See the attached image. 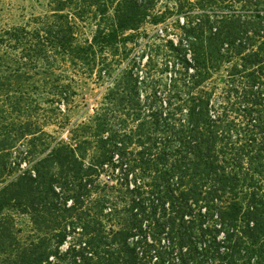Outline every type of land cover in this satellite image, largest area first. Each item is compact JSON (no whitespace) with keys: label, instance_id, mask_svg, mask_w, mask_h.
<instances>
[{"label":"trees","instance_id":"1","mask_svg":"<svg viewBox=\"0 0 264 264\" xmlns=\"http://www.w3.org/2000/svg\"><path fill=\"white\" fill-rule=\"evenodd\" d=\"M86 1L54 0L33 29L0 31V264H149L153 252V264H264V0H190L183 49L166 41L185 74L169 87L185 91L176 90L169 113L148 115L141 76L125 60L132 32L164 24L166 13L155 11L156 0ZM69 9L102 16L91 41H77ZM99 54L122 66L107 89L113 108L92 118L90 141L45 142L43 120L70 99L61 82L78 68L90 72ZM107 67L112 75L114 64ZM223 67L226 83L216 87ZM87 144L96 150L88 164ZM107 167L126 173L129 205L110 203L108 214L124 221L107 231L82 225L88 241L62 254L77 229L70 218L97 194ZM90 200L103 214L106 196ZM11 212L30 218L27 237Z\"/></svg>","mask_w":264,"mask_h":264},{"label":"rangeland","instance_id":"2","mask_svg":"<svg viewBox=\"0 0 264 264\" xmlns=\"http://www.w3.org/2000/svg\"><path fill=\"white\" fill-rule=\"evenodd\" d=\"M92 1L87 0L86 3H91ZM189 1L181 0V3H179V0H156L155 11L159 14L166 13L167 22L157 26L148 24L143 26L139 32H132L133 40L128 43L129 53L125 64L129 63V67L134 66V72L141 76L140 82L143 83L139 85L140 100L143 103L142 106H144L146 115L154 111L153 109L155 108L165 110L168 107L169 100L174 97L176 90L181 93L185 91L183 83H179V88L175 89V91L169 87L174 75H177L179 79H183L185 74L178 63L177 53L171 50L166 41H173L175 45L181 47L180 45L185 38L180 30V25L184 23V15L192 11ZM192 1L196 2L199 0ZM81 3L84 2L82 1ZM181 5L183 8H181ZM80 6L83 7L82 5ZM55 7L56 2L54 0H0V31L17 26H28L33 29L36 27L35 22L37 19L50 15ZM169 8L173 9L174 12L172 14L168 13ZM69 11H72L76 16V37L80 44L91 41L97 27L101 24L104 25L102 16L95 14L93 9L90 12L80 14H78L80 12L79 9H76V11L69 9ZM100 55H98L99 61L96 66L93 63L90 64V72L87 67H82L77 69L80 71L78 73L71 72L66 74L67 79L61 83L70 85V99H68L67 103L61 102L57 107L58 110L54 113H49L47 115L48 119L43 120V124L45 123L44 130L47 133V136L44 137L45 142L51 143L56 139L67 143L84 139L90 141V135L95 132V127L90 125L92 118L98 111L107 109L109 112L113 108L107 89L112 85L114 74L119 73L122 66L113 62L116 57L106 54ZM111 63L114 64L113 72L111 70L112 75L109 74L110 67H107V64L109 66ZM228 73L227 67H223L221 71L214 74L211 84L216 87H223ZM170 89L173 93H170ZM173 100L172 98V102ZM165 111L169 113V110ZM118 123L119 121H113L115 129L120 128ZM95 151L94 146L89 144L85 145L81 150L87 164L92 161V157L96 154ZM17 161H19V158L13 157L11 159L12 163ZM29 161H33V156H30L24 162L22 161V167H27L26 164ZM125 174V172L120 171V168L107 167L105 169L98 182L101 186L97 194L92 196L89 194L85 197L84 205L78 208V211L75 212V217L70 218L78 219L79 222L78 220H73L77 228L76 233L71 232L68 234V241L61 246L62 254L65 255L68 251L70 252L74 245H78L80 239L84 242L88 241V237L82 234V225L89 226L88 229L90 231L96 225L97 229L101 226L103 231H107L112 227L113 223L124 221L123 219L113 220L114 218L109 217L108 214L111 208L110 203H114L119 211L129 205L131 196L126 189ZM135 177L134 173L129 175L128 187L133 188L136 185ZM105 183L113 186L114 189H105L103 187ZM104 196H106L107 203L104 206L103 214L100 215L103 206L98 203H92L90 198L94 200ZM11 215L15 221V227L22 231L21 236L27 237L32 231L30 218L27 215L16 212H11ZM160 246H164V243H161ZM154 256V252L149 255V258H152V261L149 259V264H153L156 261ZM70 259L71 255L68 256L64 263H69Z\"/></svg>","mask_w":264,"mask_h":264}]
</instances>
